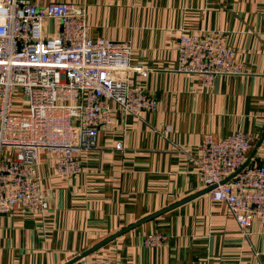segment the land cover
Instances as JSON below:
<instances>
[{"label": "crops", "instance_id": "crops-1", "mask_svg": "<svg viewBox=\"0 0 264 264\" xmlns=\"http://www.w3.org/2000/svg\"><path fill=\"white\" fill-rule=\"evenodd\" d=\"M26 1L83 6L90 39L129 43L131 81L158 108L134 116L106 100L109 124L93 150L77 155L80 173L74 177H58V155L40 152L48 208L16 207L0 215V264H67L102 243L83 259L264 264V225L253 219L241 234L226 206L204 193L197 174L205 138L219 141L236 132L252 141L247 166L264 167V0ZM60 26L45 20L44 36L56 37ZM211 31L223 33L243 74L215 78L204 88L199 76L177 72V44L182 33ZM12 103L13 114L28 112L20 89ZM0 156L11 159L14 151L3 149ZM151 234L166 240L143 247Z\"/></svg>", "mask_w": 264, "mask_h": 264}, {"label": "built area", "instance_id": "built-area-1", "mask_svg": "<svg viewBox=\"0 0 264 264\" xmlns=\"http://www.w3.org/2000/svg\"><path fill=\"white\" fill-rule=\"evenodd\" d=\"M60 22L59 34L46 38L45 20ZM132 48L126 42L88 37L83 6L49 4L36 7L26 0H0V215L12 209L43 213L48 204L43 193L39 153L57 154L58 177L80 173L77 155L96 147L98 132L110 120L111 100L124 114L155 112L158 101L131 81ZM177 72L197 75L204 88L215 78L240 76L236 52L228 47L221 31L182 33L177 44ZM136 73L146 76L147 70ZM20 89L28 112L12 113V96ZM251 138L236 132L201 145L198 176L211 201L223 203L241 234L253 219L264 225V167L246 166L223 183L247 160ZM116 150H122L120 144ZM166 237H144L145 248L160 247ZM78 264H108L105 260Z\"/></svg>", "mask_w": 264, "mask_h": 264}, {"label": "water", "instance_id": "water-1", "mask_svg": "<svg viewBox=\"0 0 264 264\" xmlns=\"http://www.w3.org/2000/svg\"><path fill=\"white\" fill-rule=\"evenodd\" d=\"M255 150H256V148H255ZM254 152H255V151H254ZM251 154L253 155V152H252ZM252 155H251V156H252ZM251 156L246 160V162L244 163V165H243L240 169H238L234 174H232V175H231L227 180H225L223 183L228 182L231 178H233L236 174H238L242 169H244V168L248 165ZM211 189H212V188H207V189L204 191V193H208ZM111 239H113V238H111ZM111 239H110V240H111ZM103 244H104V243H102V244H100V245L94 247L93 249H91V250H89V251H87V252H85V253H83V254L77 256L75 259H73L72 261H70V262L67 263V264H75V263H77L79 260H81V259H83L84 257H86L88 254H90L91 252L95 251L96 249H98L99 247H101Z\"/></svg>", "mask_w": 264, "mask_h": 264}]
</instances>
